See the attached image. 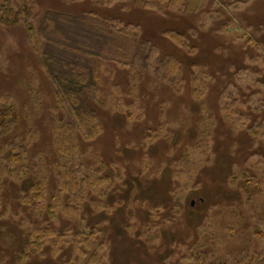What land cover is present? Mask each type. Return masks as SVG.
<instances>
[{
    "label": "rangeland",
    "instance_id": "rangeland-1",
    "mask_svg": "<svg viewBox=\"0 0 264 264\" xmlns=\"http://www.w3.org/2000/svg\"><path fill=\"white\" fill-rule=\"evenodd\" d=\"M30 2L35 29L47 10L93 12L129 26L180 74L172 84L99 61L88 108L103 130L92 140L75 132L78 186L65 189L53 133L64 114L43 39L28 40L23 18L0 22V108L14 116L0 123V264H251L264 255V0H193L186 13ZM17 149L28 170L14 183L5 161Z\"/></svg>",
    "mask_w": 264,
    "mask_h": 264
},
{
    "label": "trees",
    "instance_id": "trees-1",
    "mask_svg": "<svg viewBox=\"0 0 264 264\" xmlns=\"http://www.w3.org/2000/svg\"><path fill=\"white\" fill-rule=\"evenodd\" d=\"M91 1L99 6L129 2L142 10L157 12L183 9L186 13L193 6V0ZM32 14L30 0H0L1 23L9 18L14 21L23 18L28 40L32 42L36 34L43 39V66L53 85L57 108L64 114V120L55 121L53 127L57 152L63 158V187L75 190L77 177L73 176L71 167L78 148L75 132L84 140H92L103 130L100 117L88 108L89 102L98 94V62H109L130 71L140 66L172 84L178 82L179 66L173 58H159L152 44L138 41L129 26L117 20L103 18L93 12L79 14L47 10L35 29L29 23ZM165 35L171 41L179 42L178 35L172 31ZM3 122L8 125L14 123L10 107L0 108V123ZM24 155L26 152L17 149L6 157L5 168L14 183H19L28 170V165H24ZM32 189L41 191V185L36 182ZM251 264H264V255Z\"/></svg>",
    "mask_w": 264,
    "mask_h": 264
},
{
    "label": "water",
    "instance_id": "water-1",
    "mask_svg": "<svg viewBox=\"0 0 264 264\" xmlns=\"http://www.w3.org/2000/svg\"><path fill=\"white\" fill-rule=\"evenodd\" d=\"M193 205V203H191V206Z\"/></svg>",
    "mask_w": 264,
    "mask_h": 264
}]
</instances>
